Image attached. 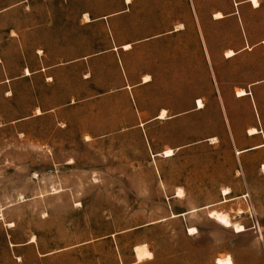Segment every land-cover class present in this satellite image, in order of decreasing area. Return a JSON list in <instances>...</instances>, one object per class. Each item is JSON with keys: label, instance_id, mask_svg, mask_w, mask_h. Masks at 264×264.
Instances as JSON below:
<instances>
[{"label": "rangeland", "instance_id": "1", "mask_svg": "<svg viewBox=\"0 0 264 264\" xmlns=\"http://www.w3.org/2000/svg\"><path fill=\"white\" fill-rule=\"evenodd\" d=\"M250 1L0 0V264H264Z\"/></svg>", "mask_w": 264, "mask_h": 264}, {"label": "bare ground", "instance_id": "2", "mask_svg": "<svg viewBox=\"0 0 264 264\" xmlns=\"http://www.w3.org/2000/svg\"><path fill=\"white\" fill-rule=\"evenodd\" d=\"M125 3L127 5H131L132 4V0H125ZM252 5L257 8L259 6L258 4V1L257 0H253L251 1ZM224 17L222 16V14L218 13L215 15V19H223ZM85 19H86V22H90V19L87 15H85ZM178 28H182V25L181 26H178ZM263 45H264V42H263ZM132 48V46L130 44H127L125 46L122 47V50L124 51H128ZM234 56H236V53L232 50L228 51L226 54H225V58L226 59H230V58H233ZM28 75L30 74V72L28 71L27 72ZM151 81V78L149 76H146L143 78V82L144 83H148ZM247 95V92H245L244 90H236V97L237 98H242L244 96ZM196 105L198 106V109L199 110H202L205 108L204 104L202 103L201 100H199ZM166 116H167V111L163 110L160 115H159V119L161 120H165L166 119ZM250 135H254L257 133V131L255 129H251L249 132H248ZM215 140V139H214ZM216 142V141H215ZM237 155H240L241 153L240 152H236ZM166 158H169V157H172L174 156V151L173 150H167L164 152L163 154ZM262 172L264 173V164L262 165ZM182 191V190H181ZM181 191H178L176 197L177 198H182L183 195H182V192ZM231 194V190L226 188L223 190V196L227 197ZM2 215L0 214V217ZM209 218L210 219H213L215 220L218 224H220L221 226H224L226 228H231L233 227L237 233H241L244 231V228L242 225H239L237 223H233L229 214H226V213H221V212H217V211H211L209 214H208ZM9 227H13V224H8ZM194 230V231H193ZM190 235H195L196 234V230L195 229H191L190 232H189ZM35 242L34 239H32L31 243Z\"/></svg>", "mask_w": 264, "mask_h": 264}, {"label": "crops", "instance_id": "3", "mask_svg": "<svg viewBox=\"0 0 264 264\" xmlns=\"http://www.w3.org/2000/svg\"><path fill=\"white\" fill-rule=\"evenodd\" d=\"M251 1H253V0H251ZM220 14H222V13H220ZM222 16L225 17L223 14H222ZM182 29H183V26H182V28H178V26H177V30H182ZM130 50H128V51H130ZM147 76H149V75H147ZM151 81H152V78H151ZM150 82H148V83H150ZM148 83H144L143 79H142V83H141L142 85H145V84H148ZM263 87H264V84L256 83V84L251 85V87H249V88H245V89L239 88V89L244 90L245 92H247V95L242 97V98H240V99H245L247 101V103H249V110L250 111L253 110V112H254V119L251 122L250 129L247 131L246 135L243 137V140L238 142V144H237L239 146V148H240V150H237V152H240L241 154L250 153V152H256V151L264 148V116L262 114V111H261V109L259 107V104H258L256 98L254 97V94L252 93V92H254V90L256 88H261L260 91L263 92L264 91ZM239 89H237V90H239ZM165 111H167V110H165ZM167 114H168V112H167ZM166 118H167V116H166ZM251 129H255L257 131V133L254 134V135H250L248 132ZM169 150H172V149H169ZM163 154H164V152H163ZM174 155H175V151H174ZM163 157L166 158L164 155H163ZM169 158H171V157H169ZM261 167H262V165H261ZM222 192H223V190H222Z\"/></svg>", "mask_w": 264, "mask_h": 264}, {"label": "snow or ice", "instance_id": "4", "mask_svg": "<svg viewBox=\"0 0 264 264\" xmlns=\"http://www.w3.org/2000/svg\"><path fill=\"white\" fill-rule=\"evenodd\" d=\"M194 231V230H193Z\"/></svg>", "mask_w": 264, "mask_h": 264}]
</instances>
